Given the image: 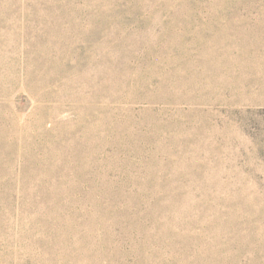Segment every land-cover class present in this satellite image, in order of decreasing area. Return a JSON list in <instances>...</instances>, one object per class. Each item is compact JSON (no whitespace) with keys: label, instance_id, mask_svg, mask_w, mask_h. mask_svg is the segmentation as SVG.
I'll return each instance as SVG.
<instances>
[{"label":"rangeland","instance_id":"rangeland-1","mask_svg":"<svg viewBox=\"0 0 264 264\" xmlns=\"http://www.w3.org/2000/svg\"><path fill=\"white\" fill-rule=\"evenodd\" d=\"M0 264H264V0H0Z\"/></svg>","mask_w":264,"mask_h":264}]
</instances>
